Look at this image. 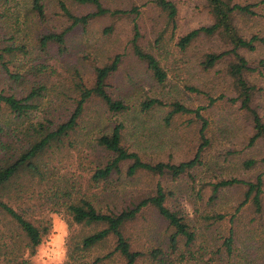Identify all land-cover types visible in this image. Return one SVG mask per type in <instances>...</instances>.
I'll return each instance as SVG.
<instances>
[{
  "label": "rangeland",
  "instance_id": "374dc122",
  "mask_svg": "<svg viewBox=\"0 0 264 264\" xmlns=\"http://www.w3.org/2000/svg\"><path fill=\"white\" fill-rule=\"evenodd\" d=\"M61 1L77 15L94 10L91 4ZM101 1L110 9L136 6L139 13L118 19L113 29L106 32L103 28L110 24L109 15L94 18L84 28L75 27L67 35V50L59 54L53 47L40 50L36 38L48 28L58 31L67 24L60 0H40L45 14L42 20L33 8V0H0V54L13 74L10 77L5 73L0 59V93L21 97L31 88L43 87L40 96L34 100L37 109L31 119L24 122L15 119L0 102V128L10 135V129L17 126L18 130H23L31 121L64 119L72 106L73 79L80 76L83 82H90L94 77V68L104 65L118 53L121 61L108 78L107 89L113 98L128 104L129 110L112 114L100 102H88L77 130L68 141L48 154L45 173L52 172L61 182L74 188L77 195L94 199L102 209H120L131 205L160 183L167 191V205L187 214L196 231L192 250L200 247L198 253L203 261L210 260V264H264V138L248 145L252 131L245 113L239 108V101L232 100L237 93L225 71L226 61H220L208 70L200 64L206 52H219L227 49L228 45L217 36H201L184 50L177 46L180 36L212 23L206 1L171 0L177 9L175 27L167 23L165 13L153 0ZM231 2L248 4L252 10V13H234L238 33L247 39L252 35L264 38V0ZM134 22L140 29V46L154 54L166 71L162 84L152 78L145 64L132 53L130 39ZM9 45L12 51L3 49ZM240 51L253 64H258L260 60L264 62V43H256L253 50ZM252 79L261 87L256 102L264 119L263 66H259ZM147 98H158L165 105L142 112L140 103ZM172 101L189 108H200V114L207 121L204 133L209 145L202 152L201 164L188 175L172 179L145 171L127 176L124 163L122 172L111 176L107 183L93 184L90 168L106 157L94 147L93 138L99 131L110 130L118 121L124 125L125 144L145 161L177 163L194 156L200 142L202 120L194 113H178L167 121L165 115L169 107L166 104ZM17 138L21 139L23 135H10L5 140L15 146L19 143L15 142ZM246 160L255 162L248 167ZM259 174L263 180L261 214L253 211L250 202L235 211L243 199L245 187H224L214 198L210 197L211 183L232 177L251 181ZM50 186L55 185L45 184L41 190ZM25 208L28 217L47 213L51 218L50 232L33 252L24 249L25 242L14 239L16 244H20V249L15 246L14 254L18 256L8 262L12 256L11 247L6 249L5 245L11 243L10 237L15 229L0 215V264H18L22 260V264H81V260L67 257V240L71 235L79 238L89 229L73 224L69 230L60 213L48 211L47 205L41 210L34 200L29 201ZM216 214H222L223 219L215 220L213 216ZM233 214L234 218L230 221ZM229 229L234 232V242L232 253L228 256L222 242ZM125 233L133 249L147 252L159 247L167 255L162 262L152 260L146 254L138 264H197L196 259L186 258L188 255L180 258V254H171L164 240L166 222L152 208L142 210L128 224ZM112 245L113 241L109 239L92 247L84 254V260L90 262L96 256H102ZM101 264L122 263L115 259Z\"/></svg>",
  "mask_w": 264,
  "mask_h": 264
},
{
  "label": "trees",
  "instance_id": "16d2710c",
  "mask_svg": "<svg viewBox=\"0 0 264 264\" xmlns=\"http://www.w3.org/2000/svg\"><path fill=\"white\" fill-rule=\"evenodd\" d=\"M75 1L80 4H91L94 10L77 15L70 11L64 2L60 0L62 15L67 20V24L58 31L48 28L40 34L36 38L40 50L46 51L49 47H53L59 54H62L67 50V35L75 27L84 28L94 18L109 15L110 24L103 28V31L106 32L113 29L118 19L139 13L136 6L129 9H110L104 6L101 0ZM205 1L213 18L212 23L192 29L180 36L177 46L184 50L201 36L209 38L217 36L223 43L228 45L227 49L219 52H206L200 64L204 70H208L220 61H226L225 71L237 93L232 100L239 101V108L248 119L252 131L248 145H252L256 140L264 138V119L256 102L261 87L252 79L259 66L264 67V62L260 60L258 64H253L240 50H253L256 43H264V38L252 35L247 39L241 36L236 29L234 13H252L250 5L231 2V0ZM153 2L165 13L167 23H171L175 27L177 13L175 4L171 0H153ZM32 3L38 17L41 20L44 19V8L40 0H33ZM132 32L130 46L133 55L145 64L152 78L158 84H162L166 79V71L154 54L140 46L139 38L141 35L136 22L133 23ZM3 49L13 50L10 45ZM0 59L5 73L13 77L8 64L2 61L1 54ZM120 61L121 55L117 53L104 65L96 66L94 77L90 82H83L80 76L73 79V96H70L72 97V106L64 119L47 118L35 122L31 121L27 127H23V130H18L17 126L10 129L11 136L15 135L17 137L19 133L23 135V138L15 140V142H19L15 146L10 141L5 140L10 135L4 133V130L0 128V215H2L1 219H7L15 229V233L10 237L11 243L5 245L6 249L11 247L10 253L12 256L8 258V262L14 261L18 256L14 254L15 246L20 249V244H16L14 239L17 238V240L20 239L25 242L24 249L33 252L50 232L51 218L47 213L40 212L38 216L35 214H32V217L27 216L25 212L27 210L25 208L26 204L34 200L39 209L43 210L47 205L48 211L60 213L69 230H71L73 224L89 229L87 233L82 234L79 238L71 235L67 240V257L73 260H81V264H101L105 260L115 259L120 260L122 264H138V261L146 254L152 260L164 262V256L167 255L163 254L161 248H151L147 252L133 249L130 238L125 233L128 224L146 208L154 209L166 222V238L164 240H166L167 248L171 254H180V258H185L188 255L186 258L196 259L197 264H210V260L203 261L201 254L198 253L200 247L197 250H192V245L196 239V231L190 224L186 213L167 205V191L160 183H156L152 191L131 205L120 209H102L94 199L92 200L85 195H77L74 188L61 182L49 170L48 174L45 173L48 154L54 151V148L60 147L68 141L69 136L77 130L88 102L96 100L112 114L124 113L129 110L128 104L122 99L113 98L107 89L109 86L107 80L117 70ZM42 88V86L31 88L26 95L21 97L14 94L0 93V102L4 103L15 119L24 122L28 118L31 119L33 111L37 109L34 100L40 96ZM162 105H165V102L158 98H147L140 103V111H149ZM166 105L169 107L165 115L167 121L178 113H194L197 118L202 120L199 130L200 142L194 156L189 160L177 163L145 161L141 159L137 151L125 144L124 125L118 121L113 123L110 130L99 131L93 138L94 147L106 155L105 158L97 161L90 168V181L93 184L107 183L111 176L122 172L124 163H126L125 173L127 176L145 171L151 174L169 176L172 179L188 175L191 170L201 164L202 152L209 145V140L204 133L207 121L200 114V108H189L178 101H172ZM19 126L22 127L23 125ZM262 159L264 160V157ZM254 162V160L245 161L248 167L252 166ZM45 184L55 186H50L51 189L48 187L41 190V186L43 187ZM231 186L245 187L243 199L235 207V211H239L244 204L250 202L256 214L262 213L263 180L260 174L257 175L255 180L251 181L232 177L211 183L210 197L214 198L221 188ZM213 218L221 220L223 215L216 214ZM233 218L234 214L231 216L230 221ZM233 235V230L229 229L222 242L228 256L231 255L233 249ZM109 239L113 241L112 248L109 251L102 256H96L90 262L84 260V254L88 250L98 244L105 243ZM216 252L218 253L219 249ZM159 256H161V259ZM169 261L174 262V260ZM23 262L22 260L18 264Z\"/></svg>",
  "mask_w": 264,
  "mask_h": 264
}]
</instances>
